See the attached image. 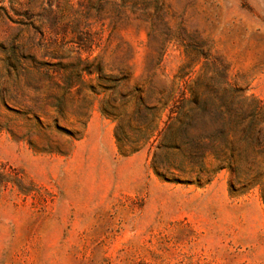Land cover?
Wrapping results in <instances>:
<instances>
[{
  "label": "rangeland",
  "instance_id": "374dc122",
  "mask_svg": "<svg viewBox=\"0 0 264 264\" xmlns=\"http://www.w3.org/2000/svg\"><path fill=\"white\" fill-rule=\"evenodd\" d=\"M0 264H264V0H0Z\"/></svg>",
  "mask_w": 264,
  "mask_h": 264
},
{
  "label": "trees",
  "instance_id": "16d2710c",
  "mask_svg": "<svg viewBox=\"0 0 264 264\" xmlns=\"http://www.w3.org/2000/svg\"><path fill=\"white\" fill-rule=\"evenodd\" d=\"M182 98L185 102H187L189 100L185 96H183ZM178 103H180V101ZM155 112L156 113H155L154 117L151 119L149 124L146 126V131H145V135H144L145 137L143 140H144L145 145L150 144L151 147H155V149L159 152L160 146H158V145L154 146L157 141L154 140L151 142V140L153 138H156L155 136H158V138L160 137V139L163 138V135L167 130H169L168 133H171L169 135V137H175V134L173 132L179 133V130H178L179 128L176 127L175 121H179V119H180L179 115L182 113V111H181V108H177V111H174V110L171 111V114L167 117L166 121L163 123V125H165V127H167L166 131H164L160 127V125L162 124V121L164 120V118H163L164 110L159 111V110L155 109ZM118 140H120V139L118 138ZM170 141L175 143L174 141H172V139ZM175 144H177V143H175ZM137 151H134V152H137ZM157 156H158V153H156L154 157H157ZM159 176H161V175H159Z\"/></svg>",
  "mask_w": 264,
  "mask_h": 264
}]
</instances>
